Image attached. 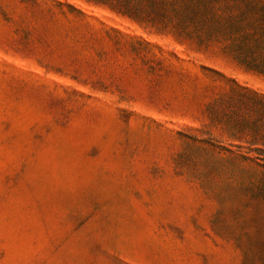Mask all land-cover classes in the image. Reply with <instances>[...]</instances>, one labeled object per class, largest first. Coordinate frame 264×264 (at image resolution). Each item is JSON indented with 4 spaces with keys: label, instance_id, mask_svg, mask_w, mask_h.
Returning a JSON list of instances; mask_svg holds the SVG:
<instances>
[{
    "label": "rangeland",
    "instance_id": "rangeland-1",
    "mask_svg": "<svg viewBox=\"0 0 264 264\" xmlns=\"http://www.w3.org/2000/svg\"><path fill=\"white\" fill-rule=\"evenodd\" d=\"M229 79L264 95L84 0H0V264H244L264 200L239 193L223 158L246 148L206 113Z\"/></svg>",
    "mask_w": 264,
    "mask_h": 264
},
{
    "label": "trees",
    "instance_id": "trees-1",
    "mask_svg": "<svg viewBox=\"0 0 264 264\" xmlns=\"http://www.w3.org/2000/svg\"><path fill=\"white\" fill-rule=\"evenodd\" d=\"M140 26L171 37L194 54L230 58L235 66L264 79V0H84ZM206 68V67H204ZM223 76L222 73L217 72ZM230 88L207 105L209 127L246 151L227 150L229 178L250 200H264V95L229 79ZM202 135H212L211 129ZM194 142L216 147L209 139ZM199 160L186 151L181 168ZM244 251V264H264V241Z\"/></svg>",
    "mask_w": 264,
    "mask_h": 264
}]
</instances>
